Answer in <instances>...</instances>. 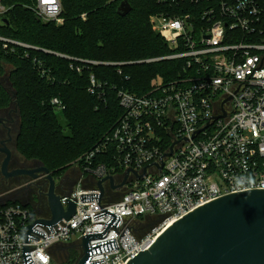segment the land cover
<instances>
[{
	"label": "built area",
	"instance_id": "obj_1",
	"mask_svg": "<svg viewBox=\"0 0 264 264\" xmlns=\"http://www.w3.org/2000/svg\"><path fill=\"white\" fill-rule=\"evenodd\" d=\"M159 1L163 7L150 16L151 25L169 53L145 61L180 64L145 93L117 89L118 120L83 155L84 167L75 166L73 185L59 183L62 207L67 209V198L75 212L52 231L36 223L33 229L45 237L29 233L38 237L26 242L34 264L64 261L84 234L102 230L110 215L93 214L103 209L120 221L88 245L114 238L116 248L94 253L88 262L126 264L193 208L224 194L264 189L263 0ZM61 9L60 0H36L34 7L41 20L56 23L63 20ZM4 11L0 0V22ZM0 40L5 48L31 47ZM64 57L77 72L96 64ZM90 76L93 92L101 85ZM51 104L63 107L56 98ZM107 176L99 188L97 181ZM8 201L14 202L0 201V264H23L24 227L48 219L50 211Z\"/></svg>",
	"mask_w": 264,
	"mask_h": 264
},
{
	"label": "trees",
	"instance_id": "obj_2",
	"mask_svg": "<svg viewBox=\"0 0 264 264\" xmlns=\"http://www.w3.org/2000/svg\"><path fill=\"white\" fill-rule=\"evenodd\" d=\"M127 1L132 9L122 17L118 0H60L63 20L56 23L38 17L36 0H1L7 22H0V36L31 47L8 43L5 48L0 40V112L15 94L16 150L52 175L84 167L83 155L122 111L117 89L145 93L153 78H168L180 64L177 59L145 61L169 53L150 17L162 10L163 2ZM64 56L96 64L77 72ZM77 61L73 63L80 64ZM90 75L101 85L93 92L88 89ZM54 98L62 108L51 104ZM79 254L69 249L57 264H75Z\"/></svg>",
	"mask_w": 264,
	"mask_h": 264
},
{
	"label": "water",
	"instance_id": "obj_3",
	"mask_svg": "<svg viewBox=\"0 0 264 264\" xmlns=\"http://www.w3.org/2000/svg\"><path fill=\"white\" fill-rule=\"evenodd\" d=\"M119 3L117 13L124 17L130 13L132 6L127 0ZM2 21L7 22L5 18H2ZM14 97L15 94L12 95L10 105ZM3 151L7 154L2 164V174L6 177L26 173L31 175L32 179H38L39 174H42L44 179L48 180L46 199L50 217L34 219L32 223L24 227L22 232L23 264H34L26 242L29 241V237L34 239L38 237H33L29 233L32 231L45 237L42 232L33 229L34 225L40 223L52 231L51 225L73 215L74 203L66 198L67 209L62 207L60 197L55 192V178L40 162H38L39 167L31 171L7 172L10 152ZM21 157L23 158L22 155ZM108 177L98 180L97 186L101 188L102 182ZM124 182L125 179L122 184ZM106 214H109L110 218L104 223L102 230L88 231L83 235L82 255L75 264L103 262V259L89 262L88 259L94 253L116 248L114 238L93 243L91 248L88 245L92 238L103 237L109 226H117L119 223V215L116 216L108 209L93 214V218ZM126 264H264V189L240 190L236 193L224 194L193 208L192 211L179 216L177 221L167 226L152 241L148 249L140 250L133 258L128 259Z\"/></svg>",
	"mask_w": 264,
	"mask_h": 264
},
{
	"label": "flooded vegetation",
	"instance_id": "obj_4",
	"mask_svg": "<svg viewBox=\"0 0 264 264\" xmlns=\"http://www.w3.org/2000/svg\"><path fill=\"white\" fill-rule=\"evenodd\" d=\"M18 126L19 121L17 109L11 104L0 112V192L3 193L6 189H9L8 193L11 195H16L18 197L19 195H22L25 198L27 197V202L30 207L39 205L40 207L42 206L45 212H48L49 209L47 207L46 199L48 180L44 179L42 174H39L38 179H32L31 175L26 173L8 177L2 174L3 160L7 155L6 151L3 150H8L10 152V158L7 163V172L18 170L31 171L40 165L34 160H26L23 155L22 158L21 153L16 150L15 141L17 138ZM75 173L76 171L69 173L64 172L62 175H52V177L55 178V192L60 191L59 183L61 180V183L64 184V188L71 187L73 185L71 174ZM12 200L17 201L18 199ZM67 246L68 245H66V247ZM72 247L80 253L82 252L80 243L74 244ZM70 248L71 247H69V249Z\"/></svg>",
	"mask_w": 264,
	"mask_h": 264
},
{
	"label": "rangeland",
	"instance_id": "obj_5",
	"mask_svg": "<svg viewBox=\"0 0 264 264\" xmlns=\"http://www.w3.org/2000/svg\"><path fill=\"white\" fill-rule=\"evenodd\" d=\"M263 5H264V0H263ZM82 16H85V13H83L82 14ZM156 78L158 79V81L160 82L164 77L162 76V75H160L159 77H155V78H153V80H156ZM5 85L8 87V89L10 90L11 88H10V86H9V84L7 83V81L5 80ZM76 170V167L75 166H72L71 168H69L65 173H69V172H73V171H75ZM8 191H9V189H6L3 193H1L0 192V201H3V202H5V200H12V199H20L21 201H23L24 203H26L27 202V200H28V198L26 197H23L22 195H19V197L18 196H16V195H11V194H9L8 193ZM17 197V198H16ZM37 206V208H39L42 212H44L45 213V210H43V208H42V206L40 207L39 205H36ZM42 208V209H41ZM76 240V238H73L70 242H68L70 245H71V243L73 242V241H75ZM71 248L70 249H73V247L72 246H70Z\"/></svg>",
	"mask_w": 264,
	"mask_h": 264
},
{
	"label": "crops",
	"instance_id": "obj_6",
	"mask_svg": "<svg viewBox=\"0 0 264 264\" xmlns=\"http://www.w3.org/2000/svg\"><path fill=\"white\" fill-rule=\"evenodd\" d=\"M76 172H77V170H76Z\"/></svg>",
	"mask_w": 264,
	"mask_h": 264
}]
</instances>
